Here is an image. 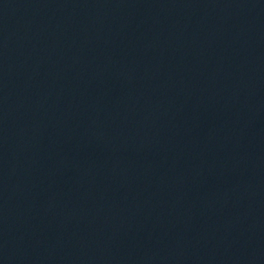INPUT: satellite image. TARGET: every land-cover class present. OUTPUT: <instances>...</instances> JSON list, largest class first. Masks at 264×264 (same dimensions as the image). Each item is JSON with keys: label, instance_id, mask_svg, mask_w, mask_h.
Returning a JSON list of instances; mask_svg holds the SVG:
<instances>
[{"label": "water", "instance_id": "1", "mask_svg": "<svg viewBox=\"0 0 264 264\" xmlns=\"http://www.w3.org/2000/svg\"><path fill=\"white\" fill-rule=\"evenodd\" d=\"M0 264H264V0H0Z\"/></svg>", "mask_w": 264, "mask_h": 264}]
</instances>
